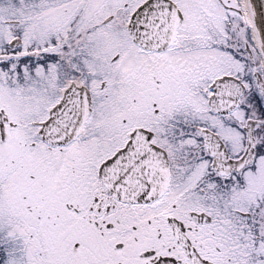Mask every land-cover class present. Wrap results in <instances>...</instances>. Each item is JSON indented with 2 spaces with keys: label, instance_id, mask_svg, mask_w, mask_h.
<instances>
[{
  "label": "snow or ice",
  "instance_id": "6c2138e0",
  "mask_svg": "<svg viewBox=\"0 0 264 264\" xmlns=\"http://www.w3.org/2000/svg\"><path fill=\"white\" fill-rule=\"evenodd\" d=\"M0 264H264V0H0Z\"/></svg>",
  "mask_w": 264,
  "mask_h": 264
}]
</instances>
